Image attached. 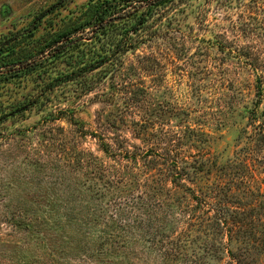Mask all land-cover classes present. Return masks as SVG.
<instances>
[{
	"label": "rangeland",
	"instance_id": "rangeland-1",
	"mask_svg": "<svg viewBox=\"0 0 264 264\" xmlns=\"http://www.w3.org/2000/svg\"><path fill=\"white\" fill-rule=\"evenodd\" d=\"M0 67V264H55L45 241L68 254L43 210L102 173L147 199L169 184L196 217L187 264H264V0H0ZM209 200L221 226L194 213Z\"/></svg>",
	"mask_w": 264,
	"mask_h": 264
},
{
	"label": "trees",
	"instance_id": "trees-1",
	"mask_svg": "<svg viewBox=\"0 0 264 264\" xmlns=\"http://www.w3.org/2000/svg\"><path fill=\"white\" fill-rule=\"evenodd\" d=\"M110 8H112L111 4L108 3L99 7L95 12V16H101L98 23L101 27L103 26L101 28L103 31L107 26L102 23L107 20V13ZM71 36V33L64 35L55 42H63ZM66 42L62 43L61 46H66ZM118 46L120 48L121 45ZM45 51L46 49L43 50V52ZM98 67L99 65L96 68ZM2 76L3 78L7 77V75ZM257 89L260 96L263 91L261 82L257 85ZM96 137L94 135V138ZM100 141L101 150L106 155H112L111 145L103 139ZM149 153H153V151L147 152L143 157L145 159L151 157ZM120 156L128 160L136 161L137 159L131 156L129 150ZM203 164L201 163V169H197L196 174L199 171H204L202 169ZM187 166L191 165L187 162ZM170 168L171 176L174 178L170 182L177 184L175 182L176 174L180 178L182 172H186L187 169L186 167L180 169L178 160L172 161ZM101 177L105 179L104 185L100 184V181H91L90 184L82 181L76 183L79 188L74 190V194H78L75 199L71 196L72 191L67 189L65 192L72 207L64 214L59 211L60 208L57 209L54 198L48 200L49 205L43 210L42 220L52 230L62 233L63 247L68 249V254L63 255V251L60 252V246L45 241L47 247L45 249L54 257L55 264H139L143 261H149L147 255L150 256L153 252L157 256L155 259L157 264H169L179 260H185L187 264V247L189 242L193 241L184 239L183 233L186 231L184 226L186 224L196 226L193 222L196 217L191 220V215L188 214L186 207L183 205L181 207L180 205L176 206V200H173V189L170 188L169 184H162L159 187L148 184V188L152 189L155 194L153 192L152 198L147 199L144 198L143 193L136 194L127 181H115L111 179L115 176L110 173H102ZM198 205L200 207L197 206L194 209L195 214L200 212V208L206 207L204 211L207 214L206 220L203 221L202 225L214 227V225L221 226L226 222L227 207L221 212L220 209L213 207L214 202L210 200L204 203L205 206L201 203ZM78 209H80L79 213H75ZM212 212L215 219H212L210 215ZM234 213L235 217L239 214L242 215L241 211L237 209H234ZM18 217L23 219L22 212ZM36 220L38 221L39 217ZM17 222L16 227L20 229L35 226L27 220V223L23 220ZM67 255H69L68 258L63 257ZM57 257H61V259ZM195 264L202 263L196 262Z\"/></svg>",
	"mask_w": 264,
	"mask_h": 264
}]
</instances>
